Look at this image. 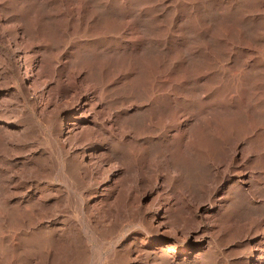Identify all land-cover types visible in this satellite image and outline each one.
Here are the masks:
<instances>
[{
  "label": "bare ground",
  "instance_id": "obj_1",
  "mask_svg": "<svg viewBox=\"0 0 264 264\" xmlns=\"http://www.w3.org/2000/svg\"><path fill=\"white\" fill-rule=\"evenodd\" d=\"M260 18L0 0V264H264Z\"/></svg>",
  "mask_w": 264,
  "mask_h": 264
},
{
  "label": "rangeland",
  "instance_id": "obj_2",
  "mask_svg": "<svg viewBox=\"0 0 264 264\" xmlns=\"http://www.w3.org/2000/svg\"><path fill=\"white\" fill-rule=\"evenodd\" d=\"M254 3L256 4V7L258 8V11H259V17H261L260 21H264V14H262V13H264V0H254ZM259 52L261 54V55H259L261 57V59H264V46L259 47ZM182 105L185 106L186 104L183 103ZM97 122L99 123V121H97ZM225 157L226 156H224L222 158L224 159ZM257 157H258V159H257ZM257 157L253 158L252 160L251 159L247 160V164H249V166L257 167V168H259L261 170H264V157H262V155L261 156H257ZM226 158H228V156ZM255 160H256V162H255ZM258 165H260L262 167H260V166L258 167ZM148 201L150 203L152 200L151 201L148 200Z\"/></svg>",
  "mask_w": 264,
  "mask_h": 264
}]
</instances>
